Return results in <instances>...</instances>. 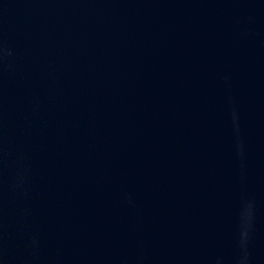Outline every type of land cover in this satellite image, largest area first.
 Returning <instances> with one entry per match:
<instances>
[{"label": "water", "instance_id": "obj_1", "mask_svg": "<svg viewBox=\"0 0 264 264\" xmlns=\"http://www.w3.org/2000/svg\"><path fill=\"white\" fill-rule=\"evenodd\" d=\"M264 216V0H0V229Z\"/></svg>", "mask_w": 264, "mask_h": 264}]
</instances>
